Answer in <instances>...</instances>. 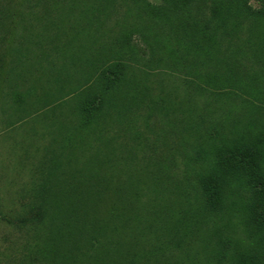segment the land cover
I'll return each mask as SVG.
<instances>
[{
  "label": "rangeland",
  "instance_id": "obj_1",
  "mask_svg": "<svg viewBox=\"0 0 264 264\" xmlns=\"http://www.w3.org/2000/svg\"><path fill=\"white\" fill-rule=\"evenodd\" d=\"M91 4L70 20L50 2L0 0V264H264V230L242 205L249 195L226 191L223 210H207V167L187 165L185 149L220 117L225 136L264 135V73L222 64L229 89L212 84L214 94L203 92L209 67L169 73L199 68L189 63L206 46L207 6L110 0L96 22L82 13ZM149 4L167 22L150 21ZM120 58L127 77L102 116L81 126L102 71ZM42 197V225L2 221Z\"/></svg>",
  "mask_w": 264,
  "mask_h": 264
},
{
  "label": "trees",
  "instance_id": "obj_2",
  "mask_svg": "<svg viewBox=\"0 0 264 264\" xmlns=\"http://www.w3.org/2000/svg\"><path fill=\"white\" fill-rule=\"evenodd\" d=\"M40 1L50 2L60 17L63 15L71 20L76 16V8L84 0ZM92 1L97 4L85 6L82 13L92 16L97 22L103 15L109 14L106 8L99 9V2L110 0ZM177 1L188 9L200 10L202 6H207L209 17L201 29L206 46L196 45L189 63L196 64L199 68L193 70L183 64L184 66L177 70L182 64H176L168 69L171 75L183 78L190 72L197 71L199 74L209 67L212 70L211 79L203 92L214 94L212 84L221 83L224 88L230 84L229 73L222 64H241L264 73V0ZM145 11L150 21L167 22V15L161 7L149 4ZM189 54L191 55V51L188 49L185 56ZM178 61L186 62L184 58H179ZM219 65L222 68L218 67ZM129 69L127 62L121 58L104 68L99 78V95L90 98L81 109V126L88 127L102 116L109 101L107 97L120 86ZM197 87L201 86L197 84ZM227 121L228 118L220 117L211 124L208 123V136L199 140L196 145L186 146V164L192 162L207 167L205 172L199 174V180L209 194L205 206L207 210L220 213L223 210L226 191H230L234 198L241 193L249 195L242 205L250 212L251 222L264 230V135L258 134L248 142L242 137L233 139L231 135L225 136L223 132L228 127ZM233 201L236 202L235 199ZM47 215L46 199L42 197L34 198L22 211L2 214L1 219L18 229L33 230L46 221Z\"/></svg>",
  "mask_w": 264,
  "mask_h": 264
}]
</instances>
